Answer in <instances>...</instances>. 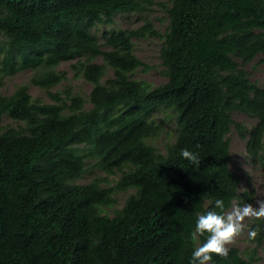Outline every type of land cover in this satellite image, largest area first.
<instances>
[{
	"label": "trees",
	"instance_id": "trees-1",
	"mask_svg": "<svg viewBox=\"0 0 264 264\" xmlns=\"http://www.w3.org/2000/svg\"><path fill=\"white\" fill-rule=\"evenodd\" d=\"M154 0H0V86L5 76L30 69L26 82L0 93V264H190L206 236L192 239L198 215L224 201L252 200L230 165L229 132L247 131L248 154L264 161V83L245 64L264 60V0H167L164 32L147 17L136 28H109L118 14L149 13ZM161 38L166 79L152 84L132 75L148 65L134 37ZM101 58V61L98 58ZM70 63L59 68L62 61ZM91 82L86 98L71 79ZM44 89L50 101L29 86ZM161 106L176 111L175 138L159 149ZM257 118L246 128L232 117ZM7 117L12 122L2 123ZM196 153L200 164L183 159ZM101 178L80 183L87 159ZM262 163V162H261ZM250 179V175H246ZM117 188V189H116ZM118 189H132L112 215ZM244 249L209 264H257L264 219L247 220Z\"/></svg>",
	"mask_w": 264,
	"mask_h": 264
},
{
	"label": "rangeland",
	"instance_id": "rangeland-1",
	"mask_svg": "<svg viewBox=\"0 0 264 264\" xmlns=\"http://www.w3.org/2000/svg\"><path fill=\"white\" fill-rule=\"evenodd\" d=\"M156 4L153 9L146 14L139 15L136 13H121L115 18L112 24H99L97 31L100 34L103 29L109 28H136L143 23L145 17L148 16L149 19L154 23L155 28H157L161 33L165 31L168 20L165 13V8L163 5L167 4V0H154ZM134 50L135 53L148 65L147 69H141L139 67L133 73V77L137 79H145L152 84H159L166 79L164 74V66L161 62L159 56V49L161 47V38L158 36H142L134 37ZM101 61V58H98ZM72 60H66L60 62L59 68L67 69L69 75L71 76L70 63ZM246 70L248 71L250 78L257 81L258 84L264 83V60H262L261 55L257 56L254 60L245 64ZM31 74L30 69L19 70L16 73L5 76L2 79V84L0 86V93L9 94L15 87L20 83L26 82ZM67 83L71 84L74 91L80 93L84 98L87 97L88 92L91 89V82L84 80L83 78L71 79L69 82H63L55 87L51 88L50 91L54 92L60 88H63ZM29 92L35 97H41L42 100L50 101L52 98L44 90L36 85L29 86ZM175 115L176 112L170 107L161 106L153 115L154 123L158 126L157 132L153 134L147 140L155 145L159 149H164L165 144L175 138ZM232 117L235 121L242 123L246 127H251L255 123V118L249 117L239 111H234ZM12 122L11 119L4 117L2 123ZM230 139V165L236 170L240 175L241 185L240 188L248 189L252 194L251 201H245L243 204H238L234 202L227 211H230L234 206H243L247 203H252L255 205L257 200H264V166L259 162H253L246 151V140L245 138L239 136L237 130L232 127L229 134ZM93 157L87 159L86 170L83 176L79 179L80 183L89 182L95 178H101L104 185L114 186L118 180L119 175L113 173L107 175V173L100 168L95 162ZM246 175H250V179ZM117 189V188H116ZM132 192V189H118L114 192L113 197L115 202L111 206H104L105 212L109 215L113 214L115 208L121 207L127 198V196ZM226 211V212H227ZM246 219L244 221V228L241 234L236 238L235 242L231 245H236L241 249H244L249 245L248 241V231L246 227ZM230 246V245H228ZM260 259L257 264H264V241L263 248L259 249Z\"/></svg>",
	"mask_w": 264,
	"mask_h": 264
},
{
	"label": "clouds",
	"instance_id": "clouds-1",
	"mask_svg": "<svg viewBox=\"0 0 264 264\" xmlns=\"http://www.w3.org/2000/svg\"><path fill=\"white\" fill-rule=\"evenodd\" d=\"M245 115L255 118V123L251 127H246L244 125L246 128L251 129L256 124L257 118L250 114ZM243 138L246 140L247 151V141L250 140L249 130ZM180 155L183 159L194 165L200 164L198 155L187 148L181 149ZM256 162H259L264 166L263 160H261L262 163L258 160ZM224 208V201L222 199H217L215 201V209H219V212L216 210H209L205 214L198 215L195 229L192 232V239L195 241L198 239V237L206 236V240L197 246L192 252L190 264H209L214 254L221 257H227L229 250L228 245L231 246V244H233L236 238L241 234L244 228V221L246 219H264V200H257L255 205L252 203H247L243 206H234L230 211L227 212L224 211ZM257 236V230H249V239L255 240Z\"/></svg>",
	"mask_w": 264,
	"mask_h": 264
}]
</instances>
